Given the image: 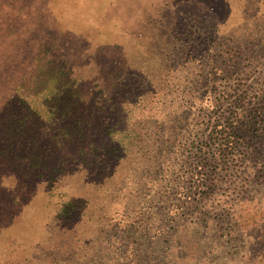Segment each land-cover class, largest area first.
Instances as JSON below:
<instances>
[{"label":"rangeland","instance_id":"rangeland-1","mask_svg":"<svg viewBox=\"0 0 264 264\" xmlns=\"http://www.w3.org/2000/svg\"><path fill=\"white\" fill-rule=\"evenodd\" d=\"M206 17L211 27L215 24L230 40L245 35L249 54L254 45L256 49L264 46V0H0V264H140L142 259L123 260V247L132 246L136 239L134 227L123 228L136 221L138 206L127 198L129 186L119 180L137 158L134 143L138 137H127L129 157L116 178L104 186L98 185L103 177L99 165H91L82 156L79 161L70 149L58 172L52 173L54 179L65 175L59 181H41L32 174L30 179L22 178L20 173L28 171L15 165L13 156L18 150L5 141L9 143V134L20 131L19 127L23 131L33 123L35 112L48 119L43 104L58 87L52 79L61 67L73 68L76 77L95 82L97 92L112 88L114 99L122 103V116L142 121L132 129L147 142V117L153 114L149 106L154 111L149 91L160 88L167 92L162 100H175L177 94L169 92L172 87L167 82L178 83L194 71L191 63L181 67L177 63L185 52H194L192 36L197 30L205 31L201 21ZM255 25L261 26L257 32ZM258 39L260 44H256ZM104 61L116 63L115 76L122 82L102 78L111 74H101L107 70ZM125 66L140 68L143 76L137 72L127 77ZM237 79L242 85L243 80ZM92 86L87 84L83 91H93ZM255 149L264 155V137ZM260 161L264 163V156ZM256 169L252 182L244 186L253 205L236 219V226L251 237L242 238L248 244L243 252L236 253L228 243L241 237L227 234L233 224L230 207L234 201L216 198L190 204L193 198L185 197L178 204L184 215L163 220L160 250H153L150 264H264V255L253 262L255 252L264 250V166ZM83 175L93 187L88 203L56 219L57 209L67 198L66 187L71 181L81 182ZM213 188L217 193L221 187ZM144 191L141 185L138 192ZM172 204L164 202L163 214L169 215ZM146 240L147 236L138 243L145 245ZM194 241L206 245L196 249L190 244Z\"/></svg>","mask_w":264,"mask_h":264},{"label":"trees","instance_id":"trees-1","mask_svg":"<svg viewBox=\"0 0 264 264\" xmlns=\"http://www.w3.org/2000/svg\"><path fill=\"white\" fill-rule=\"evenodd\" d=\"M201 23L206 27L205 31L197 30V34L192 36L194 52H185L177 63L178 67L191 63L194 71L187 72L178 83L173 80L167 82L172 87L169 92L177 94L175 100L167 101V97L162 100V95L167 92L160 88L154 87L149 91L154 111L149 106L148 110L153 114L147 117V142H143L139 133L132 129L134 125L141 126L142 121L133 122V117L122 116L119 109L122 103L114 99L117 95L112 88L107 93L97 92L95 82L76 77L73 68L61 67L52 79L58 87L43 104L48 111V119L35 112L33 123L23 131L19 127L20 131L9 134V143L5 141L9 148L18 150L13 156L15 165L28 171L20 173L22 178L30 179L32 174L41 181L46 178L52 182L59 181L65 175L54 179L52 173L58 172L63 156L70 149L79 161L82 156V160H91V165H99L98 171L103 177L98 185L104 186L107 180L116 178L129 157L127 137L130 134L138 137L134 143L137 158L132 159L129 171L119 176V180L129 186L127 198L138 206H134L137 208L136 221L123 228L129 231L134 227L132 236L136 238L132 246L123 247V260L129 262L142 259L140 264H150L153 250H160L158 243L162 240L163 220L184 215L185 211L178 204L185 197L193 198L189 200L190 204L216 198L234 201V207H230L233 224H230L227 234L229 237H241L228 239V243L236 253L243 252L248 244L242 238H251L236 226V219L253 205L249 203L250 195L246 194L244 186L252 182L256 166H264L260 161L263 152L255 149L264 137V46L256 49L257 45H254L249 54L245 35L230 40L227 35L219 33L215 24L211 27L207 17ZM254 29L257 32L261 26L255 25ZM260 42L258 39L256 44ZM196 51L200 54L195 56ZM185 55L187 59H184ZM243 59L246 63L240 64ZM110 62V65L109 61L104 63L107 70L101 74L107 71L111 74L101 75L102 78L122 82L115 76L116 63ZM129 68L124 67L127 77L132 78L137 72L143 76L140 68ZM101 69L102 65L98 72ZM237 78L243 80L242 85ZM87 84H93V91H83ZM161 109L168 112L161 115L158 113ZM80 180L71 181L66 187L67 198L62 208L57 209L56 219H60L61 214V217L69 216L76 210V205L88 203L93 187L84 181V175ZM141 185L145 188L142 193L138 192ZM214 186L221 187L217 193ZM77 190L90 191L84 195L74 194ZM165 201L173 203L168 209L169 215L163 214ZM146 236L145 245L138 243ZM190 244L197 246L196 249L206 245L201 241ZM263 255L264 250L256 251L253 262Z\"/></svg>","mask_w":264,"mask_h":264}]
</instances>
